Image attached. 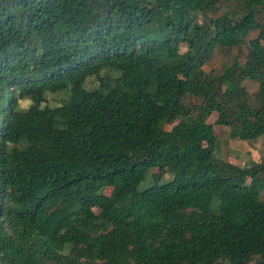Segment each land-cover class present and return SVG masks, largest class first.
Here are the masks:
<instances>
[{"label":"trees","instance_id":"1","mask_svg":"<svg viewBox=\"0 0 264 264\" xmlns=\"http://www.w3.org/2000/svg\"><path fill=\"white\" fill-rule=\"evenodd\" d=\"M262 41L264 0H0V264H264V151L207 123L264 137Z\"/></svg>","mask_w":264,"mask_h":264},{"label":"rangeland","instance_id":"2","mask_svg":"<svg viewBox=\"0 0 264 264\" xmlns=\"http://www.w3.org/2000/svg\"><path fill=\"white\" fill-rule=\"evenodd\" d=\"M225 11V8L222 9ZM219 10V12H222ZM256 37V33H249L246 41ZM264 46V41L261 42ZM246 46L245 44L240 45L239 48H234L226 52L216 51L211 58V60L202 67V70L209 75H219L224 66H228L234 58L237 59L241 64L245 60ZM95 84L94 78H89L86 80L85 87L90 88ZM242 86L246 92L252 95L256 90V84L248 80L242 82ZM66 92L60 91L57 93H46L44 96V102L42 105H47L48 107L58 106L60 101L66 98ZM27 102H21L20 107H25ZM216 120V114L212 113L208 119L207 123L212 126L213 134L217 142V149L215 152V157L227 161L230 164L242 167L248 162L258 163L260 157L264 151V137H259L253 141H239L237 139H230L228 137L227 129L214 124ZM172 179L169 173L160 171L159 169L153 167L146 171L144 180L139 183L137 190L141 191L151 185H159L166 183ZM99 192L103 194H108L109 189L104 188ZM68 245H65L62 249L63 253L68 252Z\"/></svg>","mask_w":264,"mask_h":264}]
</instances>
